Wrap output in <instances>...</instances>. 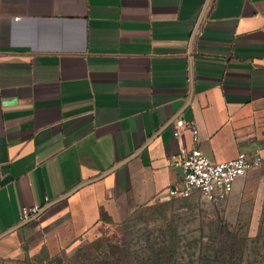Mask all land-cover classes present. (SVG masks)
<instances>
[{"label": "crops", "instance_id": "crops-1", "mask_svg": "<svg viewBox=\"0 0 264 264\" xmlns=\"http://www.w3.org/2000/svg\"><path fill=\"white\" fill-rule=\"evenodd\" d=\"M179 118L212 161L264 153V0H0V264L200 198L166 196L194 146Z\"/></svg>", "mask_w": 264, "mask_h": 264}, {"label": "rangeland", "instance_id": "rangeland-1", "mask_svg": "<svg viewBox=\"0 0 264 264\" xmlns=\"http://www.w3.org/2000/svg\"><path fill=\"white\" fill-rule=\"evenodd\" d=\"M248 178L253 179L248 190L219 204L198 196L156 201L118 224L102 227V233L87 240L73 259L63 253L56 257L42 254L24 264H82L78 261L87 252L100 256L103 247L97 239L101 237L126 244L135 260H146L163 248L167 251L164 257H172L176 264H220L222 251L230 243L227 232L245 247L238 264H264V178L260 183L258 175Z\"/></svg>", "mask_w": 264, "mask_h": 264}, {"label": "built area", "instance_id": "built-area-1", "mask_svg": "<svg viewBox=\"0 0 264 264\" xmlns=\"http://www.w3.org/2000/svg\"><path fill=\"white\" fill-rule=\"evenodd\" d=\"M186 130L191 132L194 146L181 147L180 156L174 160L173 165L179 168L181 180L167 190L168 198H189L198 193L202 199L219 204L234 191L238 178L254 169H261L264 177V153L241 152L233 159L212 161L198 147L200 131L196 122L179 118L174 123L172 134L177 138ZM41 209L40 204L23 208L22 221L37 216Z\"/></svg>", "mask_w": 264, "mask_h": 264}, {"label": "trees", "instance_id": "trees-1", "mask_svg": "<svg viewBox=\"0 0 264 264\" xmlns=\"http://www.w3.org/2000/svg\"><path fill=\"white\" fill-rule=\"evenodd\" d=\"M227 233L229 234L230 243L222 251L223 257L220 264H238L243 258L245 247L242 242L235 241V237L230 232ZM97 240L102 243L103 247L100 256H93L91 252H87L80 261L77 258L76 261L82 264H137V262L139 264H176L172 257H164L167 251H164L163 248L155 251L154 255L146 260H135L126 244H117L103 237ZM83 247L84 245L79 247L72 255H69V258L73 259L79 255Z\"/></svg>", "mask_w": 264, "mask_h": 264}]
</instances>
